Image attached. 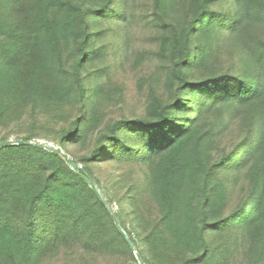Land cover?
I'll list each match as a JSON object with an SVG mask.
<instances>
[{"label":"trees","instance_id":"16d2710c","mask_svg":"<svg viewBox=\"0 0 264 264\" xmlns=\"http://www.w3.org/2000/svg\"><path fill=\"white\" fill-rule=\"evenodd\" d=\"M135 26L158 71L114 118ZM7 140L0 264H138L88 178L144 264H264V0H0Z\"/></svg>","mask_w":264,"mask_h":264},{"label":"rangeland","instance_id":"374dc122","mask_svg":"<svg viewBox=\"0 0 264 264\" xmlns=\"http://www.w3.org/2000/svg\"><path fill=\"white\" fill-rule=\"evenodd\" d=\"M149 34V29L132 27L128 41L124 44L118 43L114 47L113 55L115 57H110V62L113 65V78L114 81L123 86L125 98L122 108H111L109 110L111 117H118L119 113L132 116L139 115L142 112L144 92L137 88V78L146 74L147 71H158V68H155L154 63H152L153 59L150 54H145L146 63L143 60L142 65H136L142 58L139 57L140 51L151 49L148 42ZM39 143L47 144L44 141H39ZM101 170L106 172L107 167H103Z\"/></svg>","mask_w":264,"mask_h":264},{"label":"water","instance_id":"95a60500","mask_svg":"<svg viewBox=\"0 0 264 264\" xmlns=\"http://www.w3.org/2000/svg\"><path fill=\"white\" fill-rule=\"evenodd\" d=\"M22 144V141H17V142H13L12 140H7V141H3L0 142V147L6 146V145H10V144ZM30 145L42 148L44 150L50 151V152H57L60 155H62V157L64 158V160L66 161L67 165L73 170V171H79L81 172L82 169L75 164L67 155H64L59 149L54 148L53 146L49 145V144H43V143H30ZM87 184L89 185V187L91 188V190L93 191V193L97 196V198L99 199V201L101 202V204L106 208V210L110 213V216L112 217L113 223L116 226V228L120 231V233L122 234L124 240L126 241L127 245L129 246L130 250L132 251V253L134 254L138 264H144L140 255L138 254L135 246L133 245V243L127 238V236L125 235V233L121 230V228L119 227L117 220L115 218V216L113 215V213L111 212V209L109 208V206L107 205L105 198L101 192V190L96 186V184L94 183L93 179L88 178L87 179Z\"/></svg>","mask_w":264,"mask_h":264}]
</instances>
